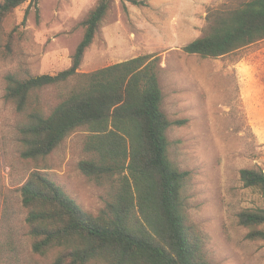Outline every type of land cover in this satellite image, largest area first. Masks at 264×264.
<instances>
[{"label": "rangeland", "instance_id": "rangeland-1", "mask_svg": "<svg viewBox=\"0 0 264 264\" xmlns=\"http://www.w3.org/2000/svg\"><path fill=\"white\" fill-rule=\"evenodd\" d=\"M134 6L109 0V9L79 71L89 73L140 55L161 58L162 110L174 124L167 131L169 156L191 173L188 213L206 235L210 264H264V240L247 238L243 210L264 209V197L244 187L240 171H264V142L253 133L241 96L240 64L264 56V41L220 59L188 55L183 47L203 36L209 10L247 0H145ZM99 0H40L22 24L26 3L7 15L0 29V264H55L57 251H33L21 187L35 171L48 174L86 212L98 214L113 200L114 179L101 184L80 169L93 155L88 131L79 128L41 159L22 157L19 129L25 120L6 96L5 77L55 75L72 65L85 34L84 20ZM260 54L258 55V53ZM264 75V73H262ZM76 79L35 93L45 114L59 104ZM99 264V263H93Z\"/></svg>", "mask_w": 264, "mask_h": 264}, {"label": "trees", "instance_id": "trees-1", "mask_svg": "<svg viewBox=\"0 0 264 264\" xmlns=\"http://www.w3.org/2000/svg\"><path fill=\"white\" fill-rule=\"evenodd\" d=\"M134 6L145 0H124ZM29 3L39 16L40 0H0V29L14 10ZM99 0L84 20L85 34L69 69L55 75L5 77L6 98L25 116L19 129L21 155L41 159L72 133L85 128L90 160L81 171L95 182L114 179L116 194L96 215L84 211L48 174L35 171L21 187L33 251H57L55 264H210L206 235L191 222V173L169 156L167 131L174 125L162 110L161 58L140 55L93 72H80L85 54L109 9ZM264 41V0H247L226 10H209L203 36L183 47L188 55L220 59ZM76 79L74 87L45 114L37 91ZM246 188L264 197V171H240ZM247 238L264 240V209L243 210Z\"/></svg>", "mask_w": 264, "mask_h": 264}, {"label": "crops", "instance_id": "crops-1", "mask_svg": "<svg viewBox=\"0 0 264 264\" xmlns=\"http://www.w3.org/2000/svg\"><path fill=\"white\" fill-rule=\"evenodd\" d=\"M239 72L241 96L250 127L257 139L264 142V75L262 74L264 73V56L262 60L259 59L256 63L249 60L242 61Z\"/></svg>", "mask_w": 264, "mask_h": 264}]
</instances>
